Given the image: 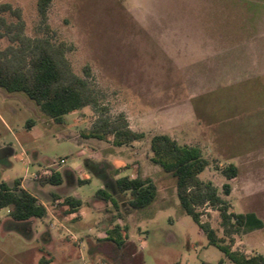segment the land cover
Returning a JSON list of instances; mask_svg holds the SVG:
<instances>
[{
    "label": "rangeland",
    "instance_id": "rangeland-1",
    "mask_svg": "<svg viewBox=\"0 0 264 264\" xmlns=\"http://www.w3.org/2000/svg\"><path fill=\"white\" fill-rule=\"evenodd\" d=\"M36 1L0 0L21 11L28 37L44 32ZM46 24L54 41L71 48L66 57L75 74L88 71L109 115H123L145 138L123 147L83 139L94 119L89 108L55 124L24 95L0 90V181L23 179L31 191L27 178L64 161L62 184L34 193L46 218L6 225L7 210L0 211V264H233L208 245L180 209L174 179L150 161L157 134L199 148L209 162L200 179L232 212L263 224L235 237L232 250L264 256V0H52ZM228 164L239 171L230 181L219 172ZM137 174L157 186L146 208L127 209L112 188L116 207L94 197L105 180ZM223 184L231 187L227 197ZM68 196L81 200L79 216L65 214ZM200 213L222 237L218 213ZM114 225L127 227L132 245L117 260L107 253L113 243L102 240Z\"/></svg>",
    "mask_w": 264,
    "mask_h": 264
},
{
    "label": "trees",
    "instance_id": "trees-1",
    "mask_svg": "<svg viewBox=\"0 0 264 264\" xmlns=\"http://www.w3.org/2000/svg\"><path fill=\"white\" fill-rule=\"evenodd\" d=\"M51 2L52 0L36 1V11L44 32L35 37L25 35V24L18 8L9 4L0 5V41L6 42L0 48V90L8 94L24 95L55 124H62L65 115L89 108L94 119L88 128L81 131L83 139H111L115 147L142 141L144 133L133 131L123 115L115 118L109 115L108 109L100 103L97 91L87 80L88 71L84 70V76H78L73 71L66 57L71 48L64 42L54 41L46 24ZM4 14L12 18V21ZM32 124L29 121V125ZM149 151L150 161L174 179L180 209L198 225L209 246L218 249L233 264H264L262 255L247 257L232 250L235 237L259 230L263 224L254 214L232 212L218 189L211 182L200 179V175L209 167V162L203 158L199 148L179 145L170 136L157 134L149 140ZM219 170L227 181L238 177V168L233 164L225 165ZM118 174L116 171L115 175ZM62 180L59 172L42 175L33 181L35 185H28L32 188L31 191L21 187L22 179L10 183L0 181V211L7 210L9 221L6 225H27L32 220L46 218V208L34 193L46 185L60 186ZM78 182L83 184L86 181ZM104 184V189L98 190L94 197L116 207L112 195L108 193L112 188L113 194L126 198L125 207L131 211L146 208L157 196L154 181L141 174L134 178L119 177L112 183L107 179ZM230 191L228 184L222 185L223 196H229ZM81 206V200L75 196L63 199L62 207L66 208V215L76 214ZM205 208L218 213L222 237L216 235L209 223L200 221V210ZM102 240L113 243V247L106 248L114 260H117L118 255L121 258L128 256L132 250L125 226H112ZM40 263L47 264L43 259Z\"/></svg>",
    "mask_w": 264,
    "mask_h": 264
},
{
    "label": "built area",
    "instance_id": "built-area-1",
    "mask_svg": "<svg viewBox=\"0 0 264 264\" xmlns=\"http://www.w3.org/2000/svg\"><path fill=\"white\" fill-rule=\"evenodd\" d=\"M64 164L63 160H59L57 162H51L49 165H47L43 171L39 172V173H35L34 175H32L31 177L27 178L29 180L35 181L38 178H40L42 175H51L54 172H60V168L61 166ZM73 217V216H72Z\"/></svg>",
    "mask_w": 264,
    "mask_h": 264
},
{
    "label": "crops",
    "instance_id": "crops-1",
    "mask_svg": "<svg viewBox=\"0 0 264 264\" xmlns=\"http://www.w3.org/2000/svg\"><path fill=\"white\" fill-rule=\"evenodd\" d=\"M135 176H131V178H134ZM21 187L22 188H24V189H26V185H25V183H24V180L22 179V181H21ZM76 215H78L77 213L76 214H69V216H76ZM79 216V215H78ZM263 256V255H262Z\"/></svg>",
    "mask_w": 264,
    "mask_h": 264
}]
</instances>
